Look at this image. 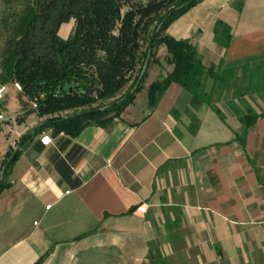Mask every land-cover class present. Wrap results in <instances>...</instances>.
Returning a JSON list of instances; mask_svg holds the SVG:
<instances>
[{
    "label": "crops",
    "instance_id": "1",
    "mask_svg": "<svg viewBox=\"0 0 264 264\" xmlns=\"http://www.w3.org/2000/svg\"><path fill=\"white\" fill-rule=\"evenodd\" d=\"M216 24L230 29L228 49L216 42ZM67 26L71 33L74 23ZM67 32L64 25L58 35L67 40ZM164 36L195 47L205 70L257 64L264 0H202ZM166 58L160 44L159 65L117 119L46 147L37 137L21 154L0 196V264H77L88 254L130 264H264V117L243 127L222 102L193 106L175 84L151 108L150 85L173 69ZM0 87L4 152L40 121L14 84ZM244 101L264 114V100Z\"/></svg>",
    "mask_w": 264,
    "mask_h": 264
},
{
    "label": "trees",
    "instance_id": "2",
    "mask_svg": "<svg viewBox=\"0 0 264 264\" xmlns=\"http://www.w3.org/2000/svg\"><path fill=\"white\" fill-rule=\"evenodd\" d=\"M201 1L26 0L23 10L10 18L11 25L2 19L9 39L0 53V83L18 84L28 107L35 103L28 114L35 113L40 121L21 135L14 150L23 153L46 131L52 139L62 135L73 140L110 115L117 119L142 92L150 65H159L155 50L160 44L167 48L165 64L173 69L150 85L151 108L175 84L190 94L193 106L213 108L222 102L243 127L264 117L254 115L244 101L245 96L264 100V61L229 71L205 70L195 47L164 36ZM70 22L74 27L63 40L59 30ZM215 28L216 42L228 49L230 29L222 24ZM14 150L6 155L0 173ZM18 158L0 177V196L11 187L8 177Z\"/></svg>",
    "mask_w": 264,
    "mask_h": 264
},
{
    "label": "rangeland",
    "instance_id": "3",
    "mask_svg": "<svg viewBox=\"0 0 264 264\" xmlns=\"http://www.w3.org/2000/svg\"><path fill=\"white\" fill-rule=\"evenodd\" d=\"M133 1L137 2L136 0H133ZM25 3H26V0H0V9H1L0 10V52H2L1 50L4 46V43L9 39V29L3 27L1 20L5 19L11 25L10 18L16 14H19L23 10L22 7L25 6ZM137 3H139V2H137ZM70 28H71L70 26L66 25V29L68 31L67 33H70ZM208 86L210 87L209 84H208ZM142 88H143V86H142ZM134 101H135V99H134ZM133 102L131 105H133ZM110 117H113V115L106 117L104 120L109 119ZM104 120H102V121H104ZM46 133L50 135L49 131H46ZM46 133H43V134H46ZM41 136H42V134H41ZM10 151L9 150L8 151L6 150L4 152L0 151V159H1L0 168H2L1 165L3 164L4 160L6 159V155L8 153H10ZM77 262H78L77 264H130L126 260H121V258H119L118 256L111 255V254H108L105 256H98L96 254H88V255L82 256Z\"/></svg>",
    "mask_w": 264,
    "mask_h": 264
},
{
    "label": "built area",
    "instance_id": "4",
    "mask_svg": "<svg viewBox=\"0 0 264 264\" xmlns=\"http://www.w3.org/2000/svg\"><path fill=\"white\" fill-rule=\"evenodd\" d=\"M14 89L17 90L18 92H20V87L18 84H14ZM5 88L4 87H0V103L2 102V100L4 99L5 97ZM29 107L32 108V109H36L35 107V103L34 102H31L29 104ZM5 121H6V116H5V113L3 111H0V133H1V129L3 127V125L5 124ZM21 136H18L17 138V142L19 140ZM40 144L43 146V147H46V146H49L52 144V138H51V135L49 134H42V136H40ZM1 161V159H0Z\"/></svg>",
    "mask_w": 264,
    "mask_h": 264
},
{
    "label": "water",
    "instance_id": "5",
    "mask_svg": "<svg viewBox=\"0 0 264 264\" xmlns=\"http://www.w3.org/2000/svg\"><path fill=\"white\" fill-rule=\"evenodd\" d=\"M230 1H234V0H230ZM159 31H160L159 28H157V29H156V33H155V35H154V38H156V36L158 35ZM147 65H148V64H146V65L143 67V70H142V72H141L142 76H141L140 80L143 78V75H144V72L146 71ZM103 110H104V109L96 111V114H101ZM14 151H15V152H14V154L12 155V157H11V158L7 161V163L5 164L6 166H5L4 170L2 171V173L0 174V177H2V175L5 173V171H6L10 166H12V164L16 161V159L18 158V156L22 153V151L19 150V149H18V150H14Z\"/></svg>",
    "mask_w": 264,
    "mask_h": 264
}]
</instances>
